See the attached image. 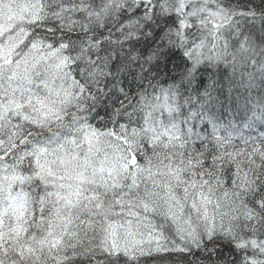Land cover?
<instances>
[{
	"label": "snow or ice",
	"instance_id": "snow-or-ice-1",
	"mask_svg": "<svg viewBox=\"0 0 264 264\" xmlns=\"http://www.w3.org/2000/svg\"><path fill=\"white\" fill-rule=\"evenodd\" d=\"M0 264H264V0H0Z\"/></svg>",
	"mask_w": 264,
	"mask_h": 264
}]
</instances>
